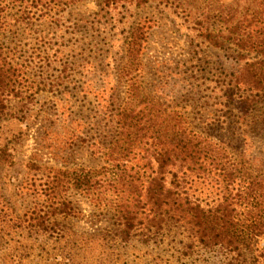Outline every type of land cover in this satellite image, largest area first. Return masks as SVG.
<instances>
[{
  "label": "rangeland",
  "instance_id": "374dc122",
  "mask_svg": "<svg viewBox=\"0 0 264 264\" xmlns=\"http://www.w3.org/2000/svg\"><path fill=\"white\" fill-rule=\"evenodd\" d=\"M233 1L104 6L100 0H78L37 12L17 34L7 32V43L16 42L22 97L10 98L0 127L7 150L0 162V264H238L216 249L187 248L186 230L169 223L157 241L135 235L115 242L113 212L72 187L62 195L76 212L57 219L65 233L76 235L58 243L43 236L33 240L23 229L5 234L3 223L8 214L46 208L42 185L58 170L105 165L99 150L109 141L118 106L134 104L125 92L132 82L143 96L151 93L152 100L179 111L205 144L210 138L217 167L234 164L239 176L264 169V93L242 116L225 93L241 64L237 50L210 46L200 35V20L216 29V7ZM135 37L139 45L131 61L127 44ZM137 159L132 155L129 165L136 166ZM82 233L93 238L72 239ZM263 245L258 238L253 248ZM255 253L243 252L249 259Z\"/></svg>",
  "mask_w": 264,
  "mask_h": 264
},
{
  "label": "trees",
  "instance_id": "16d2710c",
  "mask_svg": "<svg viewBox=\"0 0 264 264\" xmlns=\"http://www.w3.org/2000/svg\"><path fill=\"white\" fill-rule=\"evenodd\" d=\"M76 1L0 0V127L10 98L22 97V68L14 58L16 42L13 46L5 39L7 32L17 34L19 25H27L37 12L50 13L55 5ZM149 1L100 0L104 6ZM215 11V22L220 25L214 29L213 24L200 20V35L210 46L228 44L237 50L241 64L225 93L245 116L264 93V0H234L218 5ZM136 45V37L128 41L131 61ZM139 91L133 82L128 84L125 92L134 104L117 108L109 141L99 150L105 165L72 173L58 170L47 177L42 185L46 208L21 216L6 215L3 223L8 230L4 233L23 229L33 240L43 236L56 243L76 235L65 233L57 219L76 212L73 202L62 195L72 187L113 212L110 237L115 242L126 243L135 235L143 241H157L169 223L186 230L185 246L189 249L195 244L216 249L236 258L238 264L264 262V245L259 250L253 248L258 238L264 239V169H247L239 176L234 164L217 167L210 138L205 144L206 138L187 129L179 111L152 100L151 93L143 96ZM109 105V100H104L103 108ZM6 153V145L0 142V162ZM132 155L138 158L136 166L128 163ZM88 236L93 238L82 233L72 239L85 242ZM243 252L255 254L249 259Z\"/></svg>",
  "mask_w": 264,
  "mask_h": 264
}]
</instances>
